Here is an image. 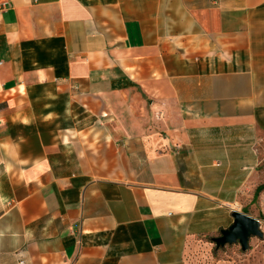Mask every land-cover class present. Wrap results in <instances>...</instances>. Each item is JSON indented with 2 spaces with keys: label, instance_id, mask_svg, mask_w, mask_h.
Here are the masks:
<instances>
[{
  "label": "crops",
  "instance_id": "crops-1",
  "mask_svg": "<svg viewBox=\"0 0 264 264\" xmlns=\"http://www.w3.org/2000/svg\"><path fill=\"white\" fill-rule=\"evenodd\" d=\"M262 152L264 0H0V264H189Z\"/></svg>",
  "mask_w": 264,
  "mask_h": 264
},
{
  "label": "rangeland",
  "instance_id": "rangeland-1",
  "mask_svg": "<svg viewBox=\"0 0 264 264\" xmlns=\"http://www.w3.org/2000/svg\"><path fill=\"white\" fill-rule=\"evenodd\" d=\"M261 155L264 173V152ZM261 186H264V182ZM259 196L264 197V191ZM247 199L238 205L235 211L247 212V215L261 221L264 233V199L262 202L257 201L259 198L254 199L252 203H248ZM249 243L250 249L247 252H243L239 245L227 246L218 251L211 240H201L191 247L187 260L189 264H264V240L256 238L251 239Z\"/></svg>",
  "mask_w": 264,
  "mask_h": 264
},
{
  "label": "water",
  "instance_id": "water-1",
  "mask_svg": "<svg viewBox=\"0 0 264 264\" xmlns=\"http://www.w3.org/2000/svg\"><path fill=\"white\" fill-rule=\"evenodd\" d=\"M233 219V224L222 231L220 237L212 239L218 251L225 249L227 246L239 245L243 252H247L250 249L249 242L251 239L264 240L261 221L243 212H233Z\"/></svg>",
  "mask_w": 264,
  "mask_h": 264
},
{
  "label": "clouds",
  "instance_id": "clouds-1",
  "mask_svg": "<svg viewBox=\"0 0 264 264\" xmlns=\"http://www.w3.org/2000/svg\"><path fill=\"white\" fill-rule=\"evenodd\" d=\"M11 233L12 237L18 238L19 237V233L17 232H13L11 226H8L7 228L4 229H0V240H3V238L6 236V234ZM32 234L30 232H25L24 236L25 238H29ZM22 256L27 255L26 253H21Z\"/></svg>",
  "mask_w": 264,
  "mask_h": 264
},
{
  "label": "trees",
  "instance_id": "trees-1",
  "mask_svg": "<svg viewBox=\"0 0 264 264\" xmlns=\"http://www.w3.org/2000/svg\"><path fill=\"white\" fill-rule=\"evenodd\" d=\"M264 191V186H260L257 188L256 192H255V200H257L259 197V195ZM245 214H247V212H245Z\"/></svg>",
  "mask_w": 264,
  "mask_h": 264
}]
</instances>
